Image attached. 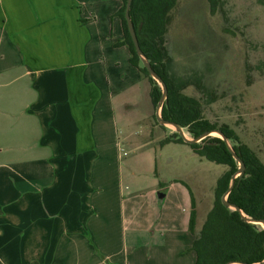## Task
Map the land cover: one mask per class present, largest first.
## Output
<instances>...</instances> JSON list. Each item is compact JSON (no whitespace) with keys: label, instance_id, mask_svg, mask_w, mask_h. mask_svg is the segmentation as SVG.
<instances>
[{"label":"rangeland","instance_id":"rangeland-1","mask_svg":"<svg viewBox=\"0 0 264 264\" xmlns=\"http://www.w3.org/2000/svg\"><path fill=\"white\" fill-rule=\"evenodd\" d=\"M116 2L103 0L96 12L97 26L109 31L110 37L119 31ZM164 37L172 72L198 73L201 82L218 98L205 104L192 85L183 92L200 100L204 117L232 126L264 162V3L221 0L220 9L210 14L206 0H177ZM102 39L103 58L93 65L95 74L99 79L105 74L111 79L123 73L125 78L117 88L110 86L116 93L109 113L94 115V136L99 132L104 135L103 142L95 141L94 161L88 171L94 193L84 201L94 212L86 225L98 214L108 231L88 226L91 234H86L87 248L95 255L107 254L105 264H193L190 244L194 234L187 228L188 198L183 186L173 180H184L194 193L202 187L206 191L202 194L208 196L209 182L226 166L192 154L183 143H160L171 133L154 125L157 121L145 79L137 80L136 72L128 71L131 68L125 47L113 49L115 38L112 48L111 41L104 40L105 35ZM98 54L92 51V63ZM113 59L118 67L112 66ZM21 117H1L0 162H9L21 151L25 157L37 149V135L28 137L15 129V121ZM185 136L190 138L187 133ZM205 212L199 204L198 225Z\"/></svg>","mask_w":264,"mask_h":264},{"label":"crops","instance_id":"crops-1","mask_svg":"<svg viewBox=\"0 0 264 264\" xmlns=\"http://www.w3.org/2000/svg\"><path fill=\"white\" fill-rule=\"evenodd\" d=\"M102 1L0 0V88L11 86L0 89V120L20 115L15 129L37 135V149L29 155L20 150L0 162V264L107 263L109 256L95 255L86 242L88 226L107 232V223L97 214L86 225L94 209L84 201L94 193L88 171L95 141L103 142L104 135L94 136V115L109 113L116 93L110 86L117 88L125 78L118 73L99 79L93 69L103 58V36L111 48L113 38L122 39L119 19L113 38L97 26ZM118 47L126 48L113 49ZM93 50L100 54L94 63ZM111 62L118 67L117 60ZM128 65L137 80L143 78ZM146 89L149 98L148 84ZM173 181L183 186L190 206L181 182L192 188L184 180Z\"/></svg>","mask_w":264,"mask_h":264},{"label":"trees","instance_id":"trees-1","mask_svg":"<svg viewBox=\"0 0 264 264\" xmlns=\"http://www.w3.org/2000/svg\"><path fill=\"white\" fill-rule=\"evenodd\" d=\"M259 1L264 3V0ZM176 2L177 0H131L128 10L138 46L166 87V102L161 106L160 116L184 127L191 138L211 130L224 134L245 166L244 173L235 178L227 200L239 206L245 214L264 219V162L257 152L242 142L229 124L217 123L204 117L200 100L183 92L187 86L192 85L203 96L205 104L218 98L215 91L201 82L198 73L176 75L171 70L172 58L168 54L164 35L170 12ZM206 2L212 13L221 6V0ZM124 3L125 0H120V6L115 12L120 20L122 39L114 45L126 46L129 52L128 62L147 81L149 99L154 109L160 96V88L147 75L145 68L138 65L139 60L123 17ZM167 142L183 143L196 156L226 166L216 179L209 182L208 196L202 194L206 192L202 187H198L194 193L181 182L188 191L190 201L187 228L194 234L190 244V250L194 253L193 264H224L230 261L253 263L264 259V230L255 229L237 211L229 210L221 201L232 175L238 169V163L225 141L217 136H205L198 142L184 143L176 133H171L160 140V143ZM199 204L203 205L206 212L198 225L196 217Z\"/></svg>","mask_w":264,"mask_h":264},{"label":"water","instance_id":"water-1","mask_svg":"<svg viewBox=\"0 0 264 264\" xmlns=\"http://www.w3.org/2000/svg\"><path fill=\"white\" fill-rule=\"evenodd\" d=\"M130 3H131V0H125L124 10H123V17H124V20H125L126 28H127L129 37L131 39L134 51H135V53H136V55L138 57V60H139L138 61V65L140 67H144L145 68V70L147 72V75L160 88V96H159V98H158V100H157V102H156V104L154 106V116H155V119L157 121V124L160 125L161 127L165 128V129H167L168 130V134L169 133H176L177 137H180L184 143L196 142V141L200 140L201 138L205 137L206 135L218 136L219 138L224 140L226 145H227V147H228V149H229V151L233 155V158L238 163V169L232 175L231 181H230V185H229L228 189L222 195L221 201H222L223 205L226 206L229 210L237 211L240 214L241 218L245 222H247L251 226H253L255 229H258V230L259 229H263L264 230V219H256V218H253V217L245 214L243 212V210L239 206H237V205H235V204H233V203H231V202H229L227 200V196H228L229 192L231 191V189H232V187L234 185L235 178L240 177L243 174L244 169H245L243 161L237 156V154L233 150V148L231 146V142L229 141V139L224 134H222L220 131H218V130L205 131L202 134H200L198 137L191 138L190 135L188 134L187 130L184 127H182V126H180V125H178V124H176L174 122L164 120L160 116L161 106H162L163 103L166 102V87H165V84H164L163 80L160 78V76L151 68L148 59L142 53V51L140 50V48L138 46V42H137V39H136V36H135V33H134V29H133L130 17L128 15V10H129V7H130ZM169 127L171 129H169ZM185 133H187V135L190 138H187L185 136ZM213 134H216V135H213ZM224 264H264V259H262L261 261H258V262H253V263L230 261V262H227V263H224Z\"/></svg>","mask_w":264,"mask_h":264},{"label":"flooded vegetation","instance_id":"flooded-vegetation-1","mask_svg":"<svg viewBox=\"0 0 264 264\" xmlns=\"http://www.w3.org/2000/svg\"><path fill=\"white\" fill-rule=\"evenodd\" d=\"M206 3H208V2H206ZM220 7H221V6H219L218 9H217L214 13H212L211 10H210V8H209V4H208V9H209L210 14H215V13L220 9ZM167 26H168V25H167ZM166 29H167V27H166ZM193 97H194V96H193ZM231 128L237 133V131H236L232 126H231ZM237 134H238V133H237ZM170 135H171V134H170ZM238 135H239V134H238ZM206 136H212V135H206ZM217 137H218V136H217ZM203 138H204V137H203ZM239 138H240V136H239ZM201 139H202V138H201ZM201 139H200V140H201ZM240 139H241V138H240ZM198 141H199V140H198ZM198 141H196V142H198ZM242 142H244V141H242ZM244 143H245V142H244ZM246 144H247V143H246ZM247 145H248V144H247ZM244 170H245V169H244ZM243 173H244V172H243Z\"/></svg>","mask_w":264,"mask_h":264}]
</instances>
